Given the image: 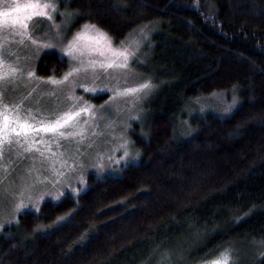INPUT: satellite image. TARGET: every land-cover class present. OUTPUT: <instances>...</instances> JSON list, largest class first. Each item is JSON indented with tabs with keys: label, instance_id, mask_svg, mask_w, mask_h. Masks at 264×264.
Returning a JSON list of instances; mask_svg holds the SVG:
<instances>
[{
	"label": "trees",
	"instance_id": "trees-1",
	"mask_svg": "<svg viewBox=\"0 0 264 264\" xmlns=\"http://www.w3.org/2000/svg\"><path fill=\"white\" fill-rule=\"evenodd\" d=\"M74 5L79 21L113 34L157 26L143 67L160 89L135 140L142 157L119 175H90L70 208L51 203L70 212L57 225L35 230L54 224L46 210L22 215L0 234V264H200L224 247L237 264H264V0ZM44 59L62 66L56 54ZM221 82L237 86L236 111H185ZM184 119L196 129L183 134Z\"/></svg>",
	"mask_w": 264,
	"mask_h": 264
},
{
	"label": "rangeland",
	"instance_id": "rangeland-1",
	"mask_svg": "<svg viewBox=\"0 0 264 264\" xmlns=\"http://www.w3.org/2000/svg\"><path fill=\"white\" fill-rule=\"evenodd\" d=\"M18 2L23 0H0V11L14 8ZM65 9L78 10L74 0H59L53 19L55 24L60 25V32L71 38L72 34L88 21L85 19L79 21L78 14L65 22V17L60 15ZM145 25L147 37L140 33V28ZM29 28L34 38L40 40L50 38L49 42L54 47L43 48L27 38L21 42L19 35L10 29H0V43H3L7 53L3 59L23 68L25 72L18 80L0 81L2 102L9 105L21 104L22 113L31 109L35 118L34 123L37 125L41 121L54 120L63 113L75 112L72 120L60 130L83 131L74 137H60L58 133L37 131L31 134L33 139L36 142L43 140L44 143H36L31 149L26 142L14 143L11 147L4 145L3 153L0 155V223L5 226L0 229V234L5 228L17 225L21 216L26 217L27 212L42 213L46 210L49 211L47 213L49 220L55 221L58 216L70 214V212L58 214L57 209L53 210V206L50 207L51 203L64 202L70 208L74 205L73 200H77L91 184L90 175L95 174L99 178L119 175L129 163L139 162L142 153L135 140L147 134L149 103L160 89L159 82L143 67L151 55L156 25L143 24L122 34H113L102 27L113 37L114 46H119L120 41L125 40L129 47L136 49L135 55L128 61L127 68H102L99 65L95 68H86L81 66L79 60L74 61L64 53L65 58L61 61L64 71L61 73H59L61 67L57 70L52 62L44 61V57L52 54L60 58L61 42L55 36L56 28L53 23L47 18L37 16L29 21ZM45 33L48 34L47 37ZM131 41H139V46L136 47L134 43H130ZM82 59L87 64L89 59L106 60L108 57L94 52L91 55L85 54ZM42 64L59 74L55 76L50 74V71L40 72ZM71 68L80 70L66 81L57 84L45 79L50 76L62 78ZM29 70L34 72V77L26 76ZM146 81H151V86L139 89L138 86ZM222 83L216 84L217 86L212 84V87L206 89L207 94L203 96L191 97L185 111L189 114L219 112L222 115L236 111L241 103V97L235 89L238 102L230 111H225L232 102L233 88H227L225 87L227 85ZM125 88H137V91L123 95L113 94V89ZM106 101L110 103L105 104ZM184 121L185 119L183 123ZM187 123L181 125L183 134L196 129L191 122ZM81 135L83 139L80 138ZM125 148L129 151L126 161L120 159ZM136 153L139 155H135ZM76 189L80 191L77 192ZM57 192L62 193L59 198L50 195ZM41 196L43 199H40ZM20 199L24 200L26 207L17 212L15 206ZM13 216L16 219H13Z\"/></svg>",
	"mask_w": 264,
	"mask_h": 264
},
{
	"label": "snow or ice",
	"instance_id": "snow-or-ice-1",
	"mask_svg": "<svg viewBox=\"0 0 264 264\" xmlns=\"http://www.w3.org/2000/svg\"><path fill=\"white\" fill-rule=\"evenodd\" d=\"M59 0H23V2H18L14 8H8L0 11V29L11 30L15 34H18L23 42L24 38L32 41V43L37 44L43 48L54 47L49 40H40L34 38L32 30L29 28V21L33 17H44L53 23L56 28L55 36L61 42L59 46V55L61 59H64V53L68 57H71L72 60H79L81 66L95 68L99 65L102 68L106 67H115V68H127L128 61L132 56L135 55V48L129 47V44L125 43V40L120 41L119 46H114L112 43L113 37L102 27L95 23L86 22L83 24L79 30L74 32L71 38H67L62 32H60V25L55 24L53 19V13L58 9ZM78 10L69 11L67 9L60 12V15L65 17V22L70 21L76 15H78ZM144 27L140 28V33L147 37L148 33L145 32ZM46 37L47 33L44 34ZM127 39V38H126ZM66 41V42H65ZM136 47L139 46V41H131ZM99 53L101 56H107L106 60H96L89 59L87 64L84 63L82 57L85 54L91 55L92 53ZM6 50L3 43H0V81H15L20 79L25 75L24 69L21 67H16L13 63L3 59V56L6 55ZM79 68H71V70L64 74L62 78L56 77H46L53 83H61V81H66L68 78L75 72H78ZM34 72L29 70L26 72V76L31 78L34 77ZM151 86V81H146L144 84L138 86L139 89H147ZM236 85H233L232 93V102L225 111H230L238 102V97L235 93ZM95 91V89H93ZM137 88H125V89H113L114 95H123L129 92H136ZM3 93L0 92V155L3 153V147L7 144L11 147L14 143L23 144L27 143L28 148L31 149L35 146L36 143H44L43 140L36 142L31 134L36 133L37 131H43L46 133H58L60 137H74L80 134L77 131H61L63 125H67L69 121L76 115L75 112L63 113L59 116H56L54 120L41 121L39 124H35V118L32 115V110L28 109L27 112L22 113L21 104H4L2 102ZM110 103L106 101L105 104ZM87 109H80V111H86ZM187 123V122H185ZM187 134V133H185ZM83 139V136H80ZM47 146V145H46ZM50 151V149H49ZM135 155H139L136 153ZM129 157V151L127 148L124 150L123 157H120L122 160H127ZM31 171V169H29ZM36 182V181H34ZM75 191L79 192L80 189ZM15 195V193H13ZM22 196L23 193L21 192ZM53 198H59L62 193L57 192L55 194H50ZM43 199V196L40 197ZM26 206L24 200L20 199L15 206V211L20 212ZM35 207V205H33ZM69 214L65 216H58L53 225H37V231L41 229H48L54 225H57L63 222L68 218ZM13 219H16L13 216ZM5 225L0 223V229ZM90 228L94 230V225L90 224ZM87 235V232L83 234ZM264 243V242H262ZM208 255H211L210 253ZM264 256V253H261ZM200 264H237L236 259L233 257V249L231 247L222 248L217 255L211 256L210 259H202Z\"/></svg>",
	"mask_w": 264,
	"mask_h": 264
},
{
	"label": "flooded vegetation",
	"instance_id": "flooded-vegetation-1",
	"mask_svg": "<svg viewBox=\"0 0 264 264\" xmlns=\"http://www.w3.org/2000/svg\"><path fill=\"white\" fill-rule=\"evenodd\" d=\"M64 71V69L63 68H61V71L59 72V73H61V72H63ZM65 71H66V69H65ZM59 73H54V72H52V71H50V74H52V75H57V74H59Z\"/></svg>",
	"mask_w": 264,
	"mask_h": 264
}]
</instances>
